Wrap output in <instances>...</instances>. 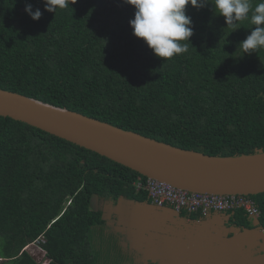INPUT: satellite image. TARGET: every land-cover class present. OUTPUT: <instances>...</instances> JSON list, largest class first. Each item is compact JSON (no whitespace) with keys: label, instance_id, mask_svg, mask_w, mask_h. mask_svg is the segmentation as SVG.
<instances>
[{"label":"trees","instance_id":"16d2710c","mask_svg":"<svg viewBox=\"0 0 264 264\" xmlns=\"http://www.w3.org/2000/svg\"><path fill=\"white\" fill-rule=\"evenodd\" d=\"M71 2L53 13L42 0H0L1 90L209 156L264 152V48L248 55L239 47L255 27L251 12L234 31L214 10V0L199 9L188 5L194 26L188 51L164 60L133 35V6L123 0ZM259 2L251 0L253 7ZM26 3L41 10L38 21L25 12ZM145 179L0 117V264H41L23 250L32 243L47 264H160L133 249L123 252L124 234L108 224L100 205L93 206L94 199L151 204L134 187ZM249 197L257 219L242 210L208 217L219 215L237 231L254 230L259 243L264 193ZM219 248L225 252L226 244ZM203 256V263H217L211 254ZM226 262L235 264L225 258L221 264Z\"/></svg>","mask_w":264,"mask_h":264},{"label":"water","instance_id":"95a60500","mask_svg":"<svg viewBox=\"0 0 264 264\" xmlns=\"http://www.w3.org/2000/svg\"><path fill=\"white\" fill-rule=\"evenodd\" d=\"M0 117L25 123L177 189L215 195L264 193V152L209 156L1 89Z\"/></svg>","mask_w":264,"mask_h":264},{"label":"clouds","instance_id":"9594fccd","mask_svg":"<svg viewBox=\"0 0 264 264\" xmlns=\"http://www.w3.org/2000/svg\"><path fill=\"white\" fill-rule=\"evenodd\" d=\"M42 2L44 8L53 13L57 9L69 7V0ZM123 2L135 8L134 18L129 21L133 35L142 39L155 56L167 60L186 53L191 44L194 26L186 7L191 5L193 8H203L210 0H123ZM74 3L76 0H72L71 4ZM213 5L214 10L224 17L226 25L232 26L234 31L237 29V22L249 18L251 12V23L255 27L239 43V47L248 55L264 48V0H260L255 7L251 0H214ZM24 10L34 21H38L42 16L39 8L33 11L31 3H26ZM26 249L25 247L23 250L27 251ZM39 249L43 252L41 248Z\"/></svg>","mask_w":264,"mask_h":264},{"label":"rangeland","instance_id":"374dc122","mask_svg":"<svg viewBox=\"0 0 264 264\" xmlns=\"http://www.w3.org/2000/svg\"><path fill=\"white\" fill-rule=\"evenodd\" d=\"M93 202L94 208L100 205L104 218L108 220V224L110 226L112 225L114 230L119 232V234H124L125 240H122L124 238H120V245L122 246L123 252H126L127 249H133L136 250L139 254L138 257L142 260L157 258L160 260V264L170 261H176L177 264H191L190 262H192L194 256L192 255L193 252L190 250L191 246L187 243L186 245L182 243L185 247L179 250L180 258L177 252L174 254L175 248L172 247V244L169 243L165 249L161 247L163 244L162 241L164 240L162 236L164 235L163 231L165 228H159L154 224L158 222L157 220H153L156 213L154 209L157 208H154L152 204V206L150 205L146 208L143 206L139 207L134 203H125L121 201L117 202L115 205L107 200H101L98 203V201L94 199ZM208 224L210 226L204 227L203 231V251L202 249L200 251L199 248L200 256L197 257L196 263H203L202 257L204 254H211L217 261L216 264H221L223 261L221 258L223 256H225V260L230 261L229 256H226L221 248H216L217 246H221L223 242L227 246H231V250L233 251L231 252L232 254H236V257H231V261L235 264H264V235L261 232L259 234L261 238L259 243H256L253 239L246 240L247 236H250L248 235L249 233L238 235L237 239L239 238L240 240L237 242L234 237L229 238L222 234V228L224 227L221 225H217L216 227L213 221ZM114 230L111 229L112 232H114ZM199 231L201 234L200 228ZM212 237H214L213 240H211ZM217 239L219 243L215 242ZM160 242H162V244ZM26 248L27 252L34 256L38 262L46 264L47 260L43 258L44 252L40 251L36 243L29 244ZM168 253L171 254L170 257H167ZM203 264L207 263L204 262ZM226 264L229 263L226 262Z\"/></svg>","mask_w":264,"mask_h":264},{"label":"built area","instance_id":"2783aa9c","mask_svg":"<svg viewBox=\"0 0 264 264\" xmlns=\"http://www.w3.org/2000/svg\"><path fill=\"white\" fill-rule=\"evenodd\" d=\"M134 187L137 191L146 192L154 207L169 208L176 214L185 211L207 217L210 213L242 210L253 219L260 215L257 205L249 196L189 192L151 178L135 182ZM261 233L264 235V229Z\"/></svg>","mask_w":264,"mask_h":264},{"label":"crops","instance_id":"0c3cea01","mask_svg":"<svg viewBox=\"0 0 264 264\" xmlns=\"http://www.w3.org/2000/svg\"><path fill=\"white\" fill-rule=\"evenodd\" d=\"M151 204L149 205H141L140 207H146L148 208ZM152 206V205H151ZM154 207V206H153ZM155 208V207H154ZM158 209V208H157ZM154 209L155 210V216L153 220H157L156 224L157 227H164L165 230L163 237V244L162 242H160L162 244L161 247H163V249H165V247H167L170 244H172V247L175 248L174 254L175 252H177L178 257L180 258V252L179 250H182L186 243L188 245L191 246V252H193V259H192V263L195 264L196 260L198 259L197 257L200 256V251L202 249L203 251V247H202V242L204 240V227H209L210 225L208 223H210L211 221H213L215 223V226L217 227V225H221L223 229L222 234H224L226 237H234L237 242H239V238L237 239L238 235H242V234H246L249 233L247 236L246 240H256V233L254 230H247V231H237L236 229H234L233 227H225V221L223 220V218L219 215H211L210 217H203L202 219H190V218H186V217H181L178 214L174 213L171 209L169 208H162V209ZM213 226V225H212ZM199 228L201 230V234L199 233ZM162 232V233H163ZM231 234V235H230ZM214 237L211 238V240H213ZM190 241V242H188ZM218 243L219 240L217 239ZM182 243H184L185 245H182ZM198 244L200 245V251L198 252L197 249ZM221 246H217V248H219ZM225 248V247H224ZM231 250V246H227L226 245V250H225V255L229 256V260H232L231 257H236V254H232L230 252ZM223 251V249H222ZM224 252V251H223ZM171 254L168 253L167 257H170ZM225 256H223L221 259L223 260ZM204 258V256L202 257ZM201 261V260H200ZM199 261V262H200ZM191 263V262H190ZM161 264H167V262L161 263ZM198 264V263H196Z\"/></svg>","mask_w":264,"mask_h":264}]
</instances>
